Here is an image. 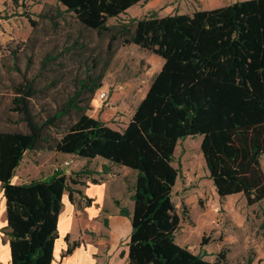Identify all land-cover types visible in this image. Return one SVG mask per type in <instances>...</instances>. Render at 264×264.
Listing matches in <instances>:
<instances>
[{"label":"trees","instance_id":"obj_1","mask_svg":"<svg viewBox=\"0 0 264 264\" xmlns=\"http://www.w3.org/2000/svg\"><path fill=\"white\" fill-rule=\"evenodd\" d=\"M141 1L148 0H57L55 14L43 13L55 26L63 12L73 13L85 28L109 36V55L92 56V63L84 66L85 77L76 79L74 92L47 118L37 119L32 102L48 95L57 80L38 87L26 75L30 60L24 71L16 68L23 81L12 86L10 110L20 115L18 121L27 130H0V184L8 222L4 231L12 264L53 263L65 193L73 202L75 193L82 194L73 186L85 185L82 178L93 173L85 170L73 178L56 169L47 179L14 183L27 152L54 151L89 162L100 157L136 171L134 210L121 209L133 226L129 264H228L226 249L207 260L176 241L181 216L173 189L180 169L173 162L180 139L203 135L202 155L220 198L243 194L249 206L264 199V0H237L191 15L160 17L153 12L108 24ZM118 41L164 60L124 130L87 112ZM84 47L75 38L65 50L48 53L41 70L64 52ZM73 111L76 120L62 126ZM104 170L109 173L108 167ZM85 198L91 204L93 199ZM78 245L69 243L67 252Z\"/></svg>","mask_w":264,"mask_h":264},{"label":"rangeland","instance_id":"obj_2","mask_svg":"<svg viewBox=\"0 0 264 264\" xmlns=\"http://www.w3.org/2000/svg\"><path fill=\"white\" fill-rule=\"evenodd\" d=\"M57 5V0H0V130H27L26 124L18 121L20 115L10 110V101L13 98L12 86L23 81L20 71L26 69L28 60L30 69L26 72L27 78H35L38 87L57 80L49 88L48 95L40 94L32 102L37 119L43 120L62 105L67 95L74 92L76 79L85 77L84 66L87 62L92 63L94 54L109 55V36L85 28L73 13L63 12L56 19V26L43 15L55 14ZM153 12L162 17L174 11L164 4L153 7L150 3L139 2L127 12L109 19L108 24L113 26L132 18L149 16ZM75 38H79L80 44L85 43L83 49L64 52L61 57L51 61L47 69L41 70L48 53L65 50ZM117 43L116 52L103 77V86L95 92L87 112L111 128L124 130L155 75L161 71L164 61L136 44L125 46L120 41ZM17 67L20 71L16 70ZM102 91L107 92L105 99L100 97ZM76 118L77 114L73 111L63 118L62 126ZM52 132L59 136L57 129ZM202 138L203 135H198L180 139L174 154L173 165L180 169L173 189V200L181 216L176 241L192 252H202L205 248L211 260L226 249L228 264H264V199L249 206L243 194L220 198L213 180L209 178L202 155ZM51 152L54 151L38 150L25 154L22 166L29 175L26 183L46 179L56 168L60 169L65 161L70 160L71 165L60 170L67 171L68 177L79 178L77 172L89 170L93 172L92 175L82 180L96 182L99 180L96 175L106 174L105 166L114 173L129 170L125 179L128 184H134L136 171L128 167L112 164L100 157L89 162L65 154H60L64 161L59 159L52 162L48 159ZM261 163L264 168V155L261 156ZM73 188L82 191L83 185ZM79 195L75 193L74 198L78 199ZM204 239L207 242L205 245Z\"/></svg>","mask_w":264,"mask_h":264},{"label":"crops","instance_id":"obj_3","mask_svg":"<svg viewBox=\"0 0 264 264\" xmlns=\"http://www.w3.org/2000/svg\"><path fill=\"white\" fill-rule=\"evenodd\" d=\"M235 1L237 0H148L146 2L153 7L167 5L171 11H174L169 14L191 15L197 10L225 7ZM48 159L52 162L63 160L57 152H51ZM23 164L24 161L17 168L14 183H26L25 179L29 175L24 172ZM116 172L96 175L98 182L87 179L82 194L78 199L74 198L73 202L69 193H65L63 208L59 215V237L54 247L52 264H129V241L133 226L130 216L122 214L121 209L126 208L130 212L134 210L133 194L136 178L134 184H128L125 176L129 170ZM96 176L93 178L96 179ZM85 196L93 199L91 204L85 203ZM4 197L0 184V264H12L10 238L4 231L8 225ZM66 237H69V240ZM74 242H78L79 245L71 252H67L69 243ZM207 251L204 248L202 252L194 253H200L205 259L211 260Z\"/></svg>","mask_w":264,"mask_h":264},{"label":"built area","instance_id":"obj_4","mask_svg":"<svg viewBox=\"0 0 264 264\" xmlns=\"http://www.w3.org/2000/svg\"><path fill=\"white\" fill-rule=\"evenodd\" d=\"M100 97H101L102 99H105V98L107 97V92H106V91H102V92L100 93ZM71 162H72V161L67 160V161L64 162V166H61L60 169H59V168H56V169H57V170H62V169H64V168H67V167H69V166L71 165Z\"/></svg>","mask_w":264,"mask_h":264}]
</instances>
